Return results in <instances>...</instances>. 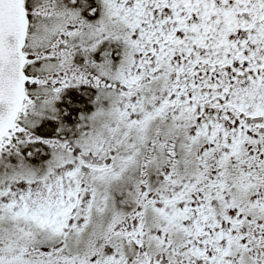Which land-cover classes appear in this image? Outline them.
<instances>
[{
    "label": "snow or ice",
    "instance_id": "obj_1",
    "mask_svg": "<svg viewBox=\"0 0 264 264\" xmlns=\"http://www.w3.org/2000/svg\"><path fill=\"white\" fill-rule=\"evenodd\" d=\"M0 264H264V0H0Z\"/></svg>",
    "mask_w": 264,
    "mask_h": 264
}]
</instances>
